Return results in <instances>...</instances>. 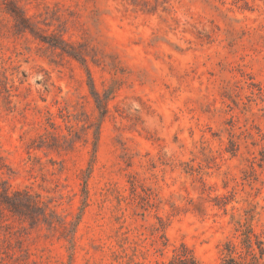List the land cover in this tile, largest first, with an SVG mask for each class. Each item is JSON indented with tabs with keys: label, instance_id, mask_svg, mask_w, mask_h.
Here are the masks:
<instances>
[{
	"label": "rangeland",
	"instance_id": "374dc122",
	"mask_svg": "<svg viewBox=\"0 0 264 264\" xmlns=\"http://www.w3.org/2000/svg\"><path fill=\"white\" fill-rule=\"evenodd\" d=\"M182 248L264 264V0H0V264Z\"/></svg>",
	"mask_w": 264,
	"mask_h": 264
},
{
	"label": "trees",
	"instance_id": "16d2710c",
	"mask_svg": "<svg viewBox=\"0 0 264 264\" xmlns=\"http://www.w3.org/2000/svg\"><path fill=\"white\" fill-rule=\"evenodd\" d=\"M245 243H246V248L249 250L251 248L249 238H246ZM228 261L230 262L228 263L225 262L224 264L234 263V260L232 258H230ZM166 264H197V262L192 257V255L189 252H187V250L182 248L181 250L174 252L172 258ZM246 264H257L256 258L252 256L251 261H249Z\"/></svg>",
	"mask_w": 264,
	"mask_h": 264
}]
</instances>
